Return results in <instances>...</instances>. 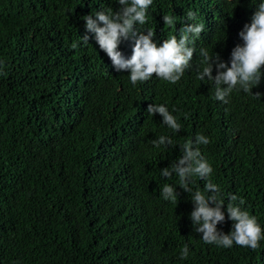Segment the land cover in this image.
<instances>
[{
    "label": "trees",
    "instance_id": "1",
    "mask_svg": "<svg viewBox=\"0 0 264 264\" xmlns=\"http://www.w3.org/2000/svg\"><path fill=\"white\" fill-rule=\"evenodd\" d=\"M251 2L253 11L264 0H153L137 29L153 30L159 46L161 37L179 39L185 25L203 23L192 45L199 68L201 49L230 66ZM119 7L118 0H0V264H264V239L256 250L207 244L190 218L193 193L211 181L224 200L218 232L232 230L231 195L264 232V67L258 86L248 93L237 86L227 103L207 77L186 107L170 109L167 100L181 125L174 132L161 116H142L138 88L85 27L83 17ZM165 15L177 25L164 24ZM134 43L123 40L117 51L132 55ZM149 87L167 97L173 89ZM197 135L209 140L194 146L212 172L193 176L186 193L175 173L165 178L161 170ZM161 136L172 141L166 151L151 146ZM227 136L239 146H225ZM165 184L176 187L177 202L163 198Z\"/></svg>",
    "mask_w": 264,
    "mask_h": 264
},
{
    "label": "clouds",
    "instance_id": "2",
    "mask_svg": "<svg viewBox=\"0 0 264 264\" xmlns=\"http://www.w3.org/2000/svg\"><path fill=\"white\" fill-rule=\"evenodd\" d=\"M152 3L153 0H118L120 7L117 11L109 9L96 12L95 19L91 16L83 17L86 21V29L95 33L99 48L107 54L117 69L123 70L127 81L138 88L135 97L141 103L139 107L144 118L156 120L154 116H161L163 124L174 132H179L181 125L164 103L172 99L170 109L175 105L181 109L186 107L190 103L186 96H193L205 77L214 81L215 98L224 103L228 102L226 97L237 89V86L248 93L254 86L259 85L261 68L264 67V2H261L257 10L254 8L253 11L251 9L256 3L251 2L248 10L245 11L244 18L247 24L238 33L243 40V45H236L233 48L230 66L220 62L218 55L210 57L208 51L201 49L203 69L199 68L202 64L196 60L198 56L194 54L196 49L192 45L194 39L204 31L205 25L203 23L187 24L179 39L175 36L161 37L158 42H164L157 46L153 42V30H147V35H144L137 29L138 24L146 23L147 9ZM187 15L189 20H195L193 12L190 11ZM175 19V16H163L164 24L169 26L177 25L174 22ZM81 38L84 43H88L87 35ZM128 39H133L135 43L132 55L124 58L117 48L123 40ZM213 65L216 68L215 77L212 76ZM183 79H187L186 82H183ZM152 81L173 85L171 96L167 97L150 88L149 83ZM255 95L261 96L260 93ZM155 127V124L146 125L144 134L147 139L154 134ZM223 142L225 146H239L236 139L229 136ZM152 143L153 148L165 150L164 145L168 147L172 141L166 136H161ZM208 143V138L203 135H197L194 142L186 141L183 145V155L168 163L161 170V175L168 178L175 173L179 187L186 193L193 192L190 187L193 183L192 177L207 179L212 172L211 166L202 157L199 148L194 145ZM150 165L154 166V163L150 161ZM175 189L176 187L165 184L162 189L163 198L177 202L178 194ZM228 199L226 211L233 225L232 230L224 234L216 229L217 223L225 219L222 211L224 200L220 196L218 185L208 181L203 191L196 190L192 196L195 208L190 214L192 223L197 225L195 230L202 233V239L207 244L231 248L235 243L238 246L256 250L259 242L264 239V232L257 218L241 209V205L244 204L243 199H239L238 203H235L238 200L236 195H231ZM188 251V246L185 245L181 251L182 259L187 258Z\"/></svg>",
    "mask_w": 264,
    "mask_h": 264
}]
</instances>
